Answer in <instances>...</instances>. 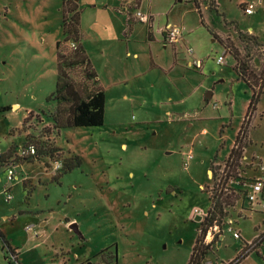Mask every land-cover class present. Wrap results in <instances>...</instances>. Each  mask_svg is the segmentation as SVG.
Instances as JSON below:
<instances>
[{"label": "rangeland", "instance_id": "1", "mask_svg": "<svg viewBox=\"0 0 264 264\" xmlns=\"http://www.w3.org/2000/svg\"><path fill=\"white\" fill-rule=\"evenodd\" d=\"M247 1L256 3L250 15L241 0H200L202 24L192 0H142L155 31L168 22L185 27L175 61L172 44L147 37L150 19L134 17L136 0H77L81 42L94 53L105 93L103 124L92 127L56 128L52 118L55 40L63 55L72 51V39L63 40V0L0 11V106H11L0 112V230L20 264L187 263L202 217L193 210H208L251 98L220 39L254 68L264 65V0ZM249 27L259 37L252 43ZM101 45H109L103 54ZM63 73L84 96L82 68L67 58ZM244 141L227 182L238 199L220 225L222 243L204 255L220 264L242 253L237 264H264V192L247 200L253 181L264 187V89ZM29 145L37 154L21 158ZM10 165L15 178L6 183ZM3 253L0 244V264H9Z\"/></svg>", "mask_w": 264, "mask_h": 264}, {"label": "trees", "instance_id": "2", "mask_svg": "<svg viewBox=\"0 0 264 264\" xmlns=\"http://www.w3.org/2000/svg\"><path fill=\"white\" fill-rule=\"evenodd\" d=\"M192 1L196 11L199 13L202 24H204L200 9V0ZM136 3H139V0H136ZM245 4L246 3H244L242 10ZM214 6L216 7V3H214ZM80 12L77 0H63V40L67 41L72 39V51L69 52L68 55H63L61 51H59L60 41H56L55 46L56 49H58L56 53V82L55 90L51 92L53 99L56 101V110L52 116L54 126L56 128L69 126H100L104 121L105 93L104 89L100 85L97 73L95 72L80 41ZM147 28V37L151 38L149 23ZM209 31L213 34L214 38H218L215 32L210 29ZM255 37L257 38V36L248 35V42H255ZM220 41L224 47V53H229L234 59L232 68L236 72L237 77L243 80L251 89V98L249 100L243 122L235 136L233 146L226 158L221 177L213 185L214 192L208 193L210 206L199 223L198 233L186 264H201L204 260V255L209 249V245H204L202 243V238L207 228L213 224H218L220 226L223 218L227 215V208L229 206H234L235 201L238 199V195L232 190L228 192L230 189L227 186V182L229 177L237 174V166L239 165L238 162L243 149L246 147L244 137L247 132L248 121L251 115L255 112L256 105L264 89V65L259 70L254 68L250 65L249 59L247 60L240 54L237 47L232 44L228 37L220 39ZM67 58H70V60L80 66L83 70V75L86 79V84L82 90L84 96H81V91H79L74 86L73 82L68 80L63 73V65L65 64ZM64 104H66L65 108L62 106ZM8 109H11L10 105L0 106V112ZM36 154L37 151L35 149L34 154L21 155L20 157L26 159L34 157ZM0 244L1 251L4 252V259H6L9 264H12L13 262L20 264L17 259L16 248L10 245V242L1 230ZM8 254L13 258V260L8 258ZM247 255V253H242L241 256L237 257L236 260H233L231 264H237Z\"/></svg>", "mask_w": 264, "mask_h": 264}, {"label": "built area", "instance_id": "3", "mask_svg": "<svg viewBox=\"0 0 264 264\" xmlns=\"http://www.w3.org/2000/svg\"><path fill=\"white\" fill-rule=\"evenodd\" d=\"M256 7V3L253 2H246L244 8H243V12L247 15H250L253 13L254 8ZM134 17L136 19H138L139 21L142 22H147L149 20V15L143 11H141L139 8L136 10ZM163 35L164 38L167 42L172 43V42H176L182 35V30L179 27H175L172 25H166L163 30ZM187 51L189 53H191V49L188 48ZM218 63H223L225 61V58L223 55H220L217 57L216 60ZM193 65L196 68H200L202 65L201 60L199 59H194L193 60ZM35 152V148L33 145H29L26 148V151L22 152V155H26V154H34ZM21 155V153H20ZM186 159L184 160V167H187L188 165V160L192 157V153L188 152ZM2 156V151L0 150V157ZM264 164L262 163L261 168L263 169ZM15 178V166L14 165H10L9 167H7L6 169V179L7 182H12ZM9 188V187H8ZM8 188L7 189H3V194L5 195V200H9L11 198V194L8 193ZM264 187H263V183L261 181H253L250 184V188L247 191V200L250 202H256V200H258L259 196L262 197L263 192H264ZM194 214L200 215L202 216L201 219L203 218V216L206 213H203L202 210L198 209V208H194L193 210ZM227 230L231 233L232 237L235 239H240V232L237 230L232 229V227H227ZM222 229L220 228V226L218 224H213L211 226H209L202 238V243L204 245H218L222 243V239H223V234H222ZM250 246H252V242L249 241L248 243ZM201 264H220L218 262H214L211 259H207L204 258V260L201 262ZM224 264V263H223ZM228 264V263H225Z\"/></svg>", "mask_w": 264, "mask_h": 264}, {"label": "crops", "instance_id": "4", "mask_svg": "<svg viewBox=\"0 0 264 264\" xmlns=\"http://www.w3.org/2000/svg\"><path fill=\"white\" fill-rule=\"evenodd\" d=\"M44 0H42V2H43ZM130 1H133V0H130ZM246 2H248L247 0H241V3H246ZM260 2H262V0H260ZM28 0H20V3H19V5H17L16 6V4H14V0H0V11L3 13V15L5 16V15H7V14H9V13H11V8L12 7H20V5H21V7H26V5H28ZM141 3H142V0H139V3H138V5H139V9L141 10V8H140V6H141ZM240 3V4H241ZM30 4V3H29ZM42 6V5H41ZM39 7V5H37V8ZM27 8V7H26ZM28 8H30V7H28ZM40 9H41V11H44V7H39ZM32 9H36L35 7L34 8H32ZM39 9V10H40ZM123 9V8H122ZM142 11V10H141ZM145 13H147L148 15H149V19H150V22H149V25H150V29H149V32H150V34H151V40L150 41H155L156 40V37L158 36L160 39H162V41L165 43V44H169V42H167L166 40H165V38H164V35H163V32H162V30H163V28H164V26L162 25V26H160V27H156L157 28V30L155 31V24H156V20H155V17H154V15L153 14H151L150 12H149V10H148V12H145ZM81 17H82V15H81V12H80V30H81V27H82V19H81ZM145 23V22H144ZM170 22H168V24H169ZM182 29L183 30H185V27H182ZM182 30V31H183ZM148 31V30H147ZM248 31H252V34H254L253 33V30H252V28L251 27H249L248 28ZM255 36H257L258 37V35H256V34H254ZM82 37H83V33L81 32V39H82ZM259 38V37H258ZM181 39H183V35H181V37L176 41V42H172V43H170V44H172V47H173V49H174V56H175V61L177 60V55H178V51H177V46H178V44H179V42H180V40ZM57 40V39H56ZM56 40H55V42H54V45H55V43H56ZM81 41V40H80ZM81 44H82V42H81ZM82 46L84 47V49H85V47L87 48V46H84L83 44H82ZM108 47H109V45H101L100 47H98V49L100 48V49H103L101 52H102V54L104 53V51H107V49H108ZM88 49V48H87ZM55 50V49H54ZM85 51H86V53H87V55H88V57H89V59H90V62H91V64H92V66H93V68H94V70H95V72L97 73V77H98V80H99V82H100V85L102 86V88H103V84H102V81H101V74H100V72H99V69H98V67H97V64H96V60L94 59V53H92V52H87V50L85 49ZM55 52V51H54ZM128 53V52H127ZM134 56H136L137 55V53L135 52L134 54H133ZM56 58V57H55ZM104 89V88H103ZM2 173L3 172H0V179H1V176H2ZM4 182H6L7 183V179H6V173H5V181ZM263 231V229L260 231V232H262ZM259 232V233H260ZM258 233V234H259ZM257 234V235H258ZM256 235V236H257ZM255 236V237H256ZM248 243H249V241H248ZM4 260H6V259H4ZM7 261V260H6Z\"/></svg>", "mask_w": 264, "mask_h": 264}, {"label": "water", "instance_id": "5", "mask_svg": "<svg viewBox=\"0 0 264 264\" xmlns=\"http://www.w3.org/2000/svg\"><path fill=\"white\" fill-rule=\"evenodd\" d=\"M211 95H212V93H211V91H209V92L206 94V97H207V98H210ZM70 228L73 229L74 231H77V225H76V223H75V222H72V223L70 224Z\"/></svg>", "mask_w": 264, "mask_h": 264}]
</instances>
